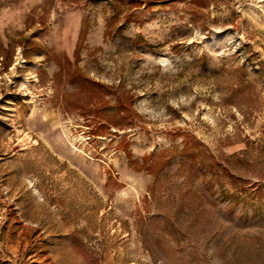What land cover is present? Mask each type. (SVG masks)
<instances>
[{
	"label": "rangeland",
	"instance_id": "obj_1",
	"mask_svg": "<svg viewBox=\"0 0 264 264\" xmlns=\"http://www.w3.org/2000/svg\"><path fill=\"white\" fill-rule=\"evenodd\" d=\"M0 264H264V0H0Z\"/></svg>",
	"mask_w": 264,
	"mask_h": 264
},
{
	"label": "bare ground",
	"instance_id": "obj_2",
	"mask_svg": "<svg viewBox=\"0 0 264 264\" xmlns=\"http://www.w3.org/2000/svg\"><path fill=\"white\" fill-rule=\"evenodd\" d=\"M213 40L216 41V38H214Z\"/></svg>",
	"mask_w": 264,
	"mask_h": 264
}]
</instances>
